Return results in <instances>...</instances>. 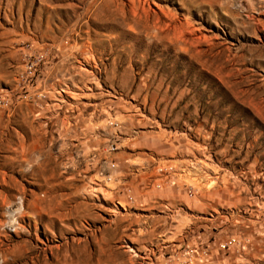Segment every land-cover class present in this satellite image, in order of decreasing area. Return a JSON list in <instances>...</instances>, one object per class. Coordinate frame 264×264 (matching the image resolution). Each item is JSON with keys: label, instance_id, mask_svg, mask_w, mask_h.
<instances>
[{"label": "rangeland", "instance_id": "obj_1", "mask_svg": "<svg viewBox=\"0 0 264 264\" xmlns=\"http://www.w3.org/2000/svg\"><path fill=\"white\" fill-rule=\"evenodd\" d=\"M263 21L264 0H0V264H264Z\"/></svg>", "mask_w": 264, "mask_h": 264}, {"label": "bare ground", "instance_id": "obj_2", "mask_svg": "<svg viewBox=\"0 0 264 264\" xmlns=\"http://www.w3.org/2000/svg\"><path fill=\"white\" fill-rule=\"evenodd\" d=\"M97 250L87 253L85 251L78 252L75 248H72L69 254L61 253V257L57 258L55 264H63L65 262L71 264H109L110 261H113V258L107 253L100 249ZM96 254L98 255L97 257L95 256Z\"/></svg>", "mask_w": 264, "mask_h": 264}, {"label": "built area", "instance_id": "obj_3", "mask_svg": "<svg viewBox=\"0 0 264 264\" xmlns=\"http://www.w3.org/2000/svg\"><path fill=\"white\" fill-rule=\"evenodd\" d=\"M28 69H29V72H31V66H28ZM234 241H235V240H234L233 238L228 239V240L225 241V243H223L222 246H226V245H228V244H233Z\"/></svg>", "mask_w": 264, "mask_h": 264}]
</instances>
